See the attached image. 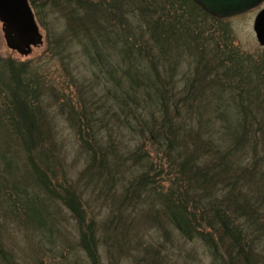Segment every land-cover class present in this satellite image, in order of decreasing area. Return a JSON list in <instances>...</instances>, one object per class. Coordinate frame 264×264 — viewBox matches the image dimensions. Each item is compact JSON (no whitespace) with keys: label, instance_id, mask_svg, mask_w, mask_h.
Returning a JSON list of instances; mask_svg holds the SVG:
<instances>
[{"label":"rangeland","instance_id":"obj_1","mask_svg":"<svg viewBox=\"0 0 264 264\" xmlns=\"http://www.w3.org/2000/svg\"><path fill=\"white\" fill-rule=\"evenodd\" d=\"M27 1L40 34L39 42L21 52L11 48L0 21V264H218L212 250L199 238H183L161 218L157 198L150 190L140 189L139 199L130 196L129 181L140 172V163L145 159L159 163L161 155L156 154V148L144 144L138 135L133 137L125 122L110 123L114 129L109 127V140L105 131L96 134V122H92L96 120V99L102 102L106 97L102 94L103 86L96 84V41L91 45L84 38L85 33L71 15L75 12L78 18L83 14L79 9L82 3H100L99 7L109 12L114 9L113 1ZM148 2H163L169 14L175 10L170 19L183 18L187 26L193 22L200 27L199 32L203 28L204 38H212L211 45L205 47L209 52L217 53L221 49L216 47L224 45L226 52H236L254 61L264 60V47L259 46L253 32L259 9L225 21L216 20L218 23L199 15L189 0H129L131 5L123 11L120 28L133 35V49L142 43L152 46L145 31L148 14L143 19L134 13ZM84 23L88 21L81 24ZM157 34L170 41L166 35ZM196 41L177 39L165 57L157 55L156 50L145 56L144 46L124 62L118 50L116 55L111 51L108 55L122 69L130 66L133 71L136 66L150 76L157 71L155 75H161L165 84L171 80L169 93H181L198 66L202 47ZM205 62L212 64V60ZM161 90L165 93L164 86ZM24 91H28L26 95ZM212 92H216V87L204 92L203 108L192 112L191 124L201 133L206 128L202 131L205 124H200L212 117V110L219 104ZM255 104H251L253 108ZM111 106L119 111L108 100L105 108ZM149 106L145 104L139 111L148 115ZM152 107L157 109L155 112L162 111ZM258 107V114L264 116V108L261 104ZM239 113L228 108L229 126L225 130L222 129L226 121L213 116V127L207 122L208 133L227 144L241 122ZM96 140L101 149L112 145L124 153L133 154L136 150L143 159L133 167L128 156L119 155L123 168L115 170L120 165L115 157L118 155L107 156V173L113 177L119 173L108 182L107 174L100 172L93 160ZM172 179L171 175L166 180ZM153 181L159 186L161 179ZM169 183L164 181L160 186L167 189ZM259 205L264 209V205ZM255 245L254 253L264 261V236ZM222 255L223 252L220 259Z\"/></svg>","mask_w":264,"mask_h":264},{"label":"trees","instance_id":"obj_2","mask_svg":"<svg viewBox=\"0 0 264 264\" xmlns=\"http://www.w3.org/2000/svg\"><path fill=\"white\" fill-rule=\"evenodd\" d=\"M111 1L114 9L109 13L99 7L100 3L90 6L80 0L82 4H76L83 10V14L77 18L74 12L71 18L77 21L83 34L85 33L84 38L91 45L96 41V46H93V51L96 50V84L103 86L102 94L106 96L102 102L101 99H96V120H92L96 122V134L105 131L107 140L112 137L114 129L110 123L115 124V120L125 122L130 125L126 130L133 137L138 135L144 144L149 143L158 151L156 154L161 155L158 164L148 163L147 159L140 163V172L136 176L134 174L129 181L130 196L139 199L137 195L140 189L150 190L149 193L157 198L161 218L171 224L183 238H199L212 250L216 263L257 264L260 261L263 264L264 261L254 250L255 242L264 236V209L259 205H264V121L259 120H264V116L258 114L261 113L258 105L261 104V108H264V100L260 98H264V60L259 58L260 60L254 61L236 52H226L224 45L216 47L221 49L217 53L209 52L205 47L211 45L212 38H204L205 30L201 28L199 32L200 27L190 21L187 26L183 18H172L174 20L171 21L170 16L175 10L169 14L165 3H157L158 1L142 5L141 12L134 11L143 19L148 14L145 31L152 46L142 43L133 49L130 44L133 35L125 28H120L121 19L124 18L123 11L131 4H128L129 0ZM193 8L199 15L210 18L194 4ZM85 20L88 24H81ZM157 32L162 37L166 35L170 41L164 39V42ZM182 37L198 40L196 45L202 48L199 49L201 54L198 66L196 65L192 77L186 80V86L181 93H169L171 80L168 79L165 84L161 75L157 76V71H153V76H150L144 75L136 66L133 71L130 66L122 69L108 55L111 51L114 56L115 50H118L117 53L124 62L127 58H133L144 46L145 56L156 50L157 55L165 57L177 39ZM207 59L212 60L211 66L205 62ZM163 86L165 93L161 90ZM212 86L216 87V92L211 94H215L219 104L212 110V117H209L210 126L213 127L210 121H213L214 116L226 121L222 129L225 130L227 119L230 118L228 108L240 112L241 122L237 123L227 144L220 143V140L208 133V121L200 124H205L202 129L203 131L206 128L204 133L191 124L194 120L192 112L203 108V94ZM27 92L24 91V95ZM108 100L120 112L112 110L113 106L111 109L105 108ZM253 102L256 103L254 108L251 105ZM145 104L150 105L148 115L139 111ZM152 106L161 108L162 111L155 112L157 109L154 111ZM150 107L153 111H150ZM98 142L96 140V152H92L93 160L99 171L107 174L108 182L119 174L117 171L113 177L112 173H107L106 162L109 156L118 155L115 157L119 159L120 165L115 170L123 168L121 155L124 158L128 156L133 167L143 159L137 155L136 150L133 154H130L131 151L124 153L115 150L112 145L101 149ZM115 170L112 171L113 174ZM170 173L173 179L166 180L171 176ZM157 177L161 179L160 184L164 181L171 182L170 186L167 189L161 188L160 184L158 186L153 181ZM87 247L90 249V246ZM221 252L223 255L220 259Z\"/></svg>","mask_w":264,"mask_h":264},{"label":"water","instance_id":"obj_3","mask_svg":"<svg viewBox=\"0 0 264 264\" xmlns=\"http://www.w3.org/2000/svg\"><path fill=\"white\" fill-rule=\"evenodd\" d=\"M216 19H227L258 8L264 0H192ZM0 21L7 44L21 52L40 41L27 0H0ZM253 31L259 46L264 47V10L255 17Z\"/></svg>","mask_w":264,"mask_h":264},{"label":"flooded vegetation","instance_id":"obj_4","mask_svg":"<svg viewBox=\"0 0 264 264\" xmlns=\"http://www.w3.org/2000/svg\"><path fill=\"white\" fill-rule=\"evenodd\" d=\"M260 9H264V5H262V7Z\"/></svg>","mask_w":264,"mask_h":264}]
</instances>
